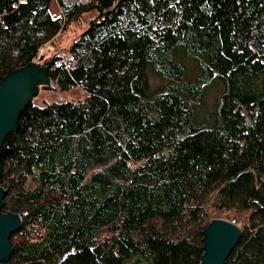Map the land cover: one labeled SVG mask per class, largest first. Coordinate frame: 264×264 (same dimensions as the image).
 Listing matches in <instances>:
<instances>
[{
	"label": "trees",
	"instance_id": "obj_1",
	"mask_svg": "<svg viewBox=\"0 0 264 264\" xmlns=\"http://www.w3.org/2000/svg\"><path fill=\"white\" fill-rule=\"evenodd\" d=\"M53 2L0 0V82L38 61L84 92L35 97L5 137L2 211L24 216L4 264H200L216 218L242 230L226 264H264V0Z\"/></svg>",
	"mask_w": 264,
	"mask_h": 264
},
{
	"label": "water",
	"instance_id": "obj_2",
	"mask_svg": "<svg viewBox=\"0 0 264 264\" xmlns=\"http://www.w3.org/2000/svg\"><path fill=\"white\" fill-rule=\"evenodd\" d=\"M51 83L49 67L36 61L13 71L0 82V148L6 135L17 130L21 112L39 95L40 87L48 85L46 88L53 89ZM6 193V189L0 186V264L10 259L13 253L11 237L20 230L24 216L23 213L2 211ZM203 231L205 253L200 264H226L242 236L240 225L216 218ZM75 251L74 246L70 252L52 262L36 260L27 264H63L69 253Z\"/></svg>",
	"mask_w": 264,
	"mask_h": 264
},
{
	"label": "rangeland",
	"instance_id": "obj_3",
	"mask_svg": "<svg viewBox=\"0 0 264 264\" xmlns=\"http://www.w3.org/2000/svg\"><path fill=\"white\" fill-rule=\"evenodd\" d=\"M52 10L54 13L59 14L60 8L58 6V0H54L52 4ZM94 16V12L85 13L83 17L79 20L69 24L63 31H61L52 41L47 43L41 50V55L44 60L42 62L50 61L53 56L57 55H67L70 51V48L76 38L88 27L90 19ZM38 63V61H36ZM40 62V60H39ZM192 76V72L189 73ZM152 84L158 86L162 83V79L154 77L151 75ZM53 89L46 88L48 85H42L40 87V93L37 96L38 101L42 102L43 100H60V99H79L84 97V92L80 89H75L68 93H63L59 90L58 87L52 82ZM219 86L214 87L206 98V105L203 109V113L211 111L214 106L216 97L218 96ZM240 225V224H238Z\"/></svg>",
	"mask_w": 264,
	"mask_h": 264
}]
</instances>
